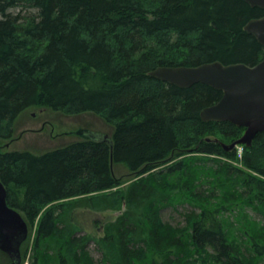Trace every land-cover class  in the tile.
<instances>
[{"label": "trees", "instance_id": "obj_1", "mask_svg": "<svg viewBox=\"0 0 264 264\" xmlns=\"http://www.w3.org/2000/svg\"><path fill=\"white\" fill-rule=\"evenodd\" d=\"M263 15L245 0H0V140L38 107L113 127L111 142L84 135L40 153L0 144L8 203L36 226L28 264H264V131L240 165L219 159H238L222 143L246 129L201 117L223 92L150 75L256 64L264 46L244 26ZM119 163L137 179L109 192ZM179 204L184 223L164 220ZM83 208L120 213L97 236L79 228Z\"/></svg>", "mask_w": 264, "mask_h": 264}, {"label": "water", "instance_id": "obj_2", "mask_svg": "<svg viewBox=\"0 0 264 264\" xmlns=\"http://www.w3.org/2000/svg\"><path fill=\"white\" fill-rule=\"evenodd\" d=\"M251 6L264 8V0H245ZM264 46V15L250 19L244 26ZM150 75L179 87H190L204 83L223 92L216 103L201 111L204 121H230L246 127L242 136L230 144L222 143L228 149L238 144L251 146L258 132L264 131V57L256 64L245 62L223 63L220 60L198 65H160ZM86 137L106 139L108 135L83 131ZM8 192L0 179V249L10 258V264H21V247L29 235V224L23 214L8 203Z\"/></svg>", "mask_w": 264, "mask_h": 264}, {"label": "rangeland", "instance_id": "obj_3", "mask_svg": "<svg viewBox=\"0 0 264 264\" xmlns=\"http://www.w3.org/2000/svg\"><path fill=\"white\" fill-rule=\"evenodd\" d=\"M84 130L111 137L113 127L100 115L93 112L73 115L65 113L62 110H53L46 107L31 108L18 117L12 139L0 140V144L3 145L4 149H27L40 153L64 145L72 140L82 138L84 136ZM219 139L224 138L220 136ZM234 150L237 154V160L228 157H220L219 159L222 158L240 165V160L245 152V145L238 144ZM185 156H190V154H186ZM170 163L171 162L168 164ZM113 171L119 178L121 184L109 192H115L120 188L125 189L133 180L137 179V173L132 172L123 163L114 164ZM176 207L177 208H172L171 206L164 211V220L169 221L173 225L179 222L183 224L184 220L183 217L180 216L179 211H184L188 205L179 204ZM119 213L120 210L115 209L96 210L94 208H83L76 211V217L81 223L79 224V228L90 230L95 235L100 236L104 233L105 223L116 219ZM35 230L36 226H33V228L29 226V236L27 241H25L27 242L25 246H30V249L34 240ZM91 249H94L93 244L91 245ZM0 257L5 260L3 256ZM29 257L25 260L23 259L24 262L22 264H28L30 262ZM211 264H213V262Z\"/></svg>", "mask_w": 264, "mask_h": 264}, {"label": "bare ground", "instance_id": "obj_4", "mask_svg": "<svg viewBox=\"0 0 264 264\" xmlns=\"http://www.w3.org/2000/svg\"><path fill=\"white\" fill-rule=\"evenodd\" d=\"M173 66H180V65H173ZM231 159V158H230ZM21 264H22V262H21Z\"/></svg>", "mask_w": 264, "mask_h": 264}]
</instances>
